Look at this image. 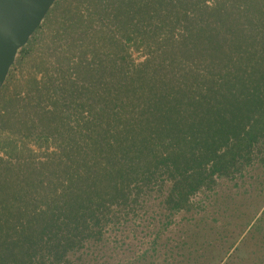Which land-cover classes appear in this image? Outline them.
<instances>
[{"label":"trees","instance_id":"trees-1","mask_svg":"<svg viewBox=\"0 0 264 264\" xmlns=\"http://www.w3.org/2000/svg\"><path fill=\"white\" fill-rule=\"evenodd\" d=\"M246 178L264 184V0L55 3L34 32V264H102L154 203L168 219ZM0 264H33V35L0 91Z\"/></svg>","mask_w":264,"mask_h":264},{"label":"rangeland","instance_id":"rangeland-1","mask_svg":"<svg viewBox=\"0 0 264 264\" xmlns=\"http://www.w3.org/2000/svg\"><path fill=\"white\" fill-rule=\"evenodd\" d=\"M255 180L216 183L168 219L153 201L156 216L129 223L132 232L118 228L116 247L102 264H264V184Z\"/></svg>","mask_w":264,"mask_h":264},{"label":"water","instance_id":"water-1","mask_svg":"<svg viewBox=\"0 0 264 264\" xmlns=\"http://www.w3.org/2000/svg\"><path fill=\"white\" fill-rule=\"evenodd\" d=\"M58 0H34V32ZM33 35V0H0V91Z\"/></svg>","mask_w":264,"mask_h":264}]
</instances>
